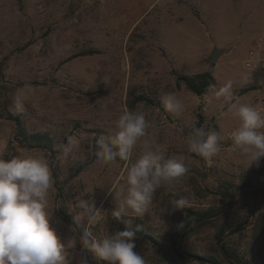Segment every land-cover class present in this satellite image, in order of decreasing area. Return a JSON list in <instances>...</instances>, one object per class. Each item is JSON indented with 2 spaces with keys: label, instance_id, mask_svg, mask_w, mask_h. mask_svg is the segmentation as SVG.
Returning a JSON list of instances; mask_svg holds the SVG:
<instances>
[{
  "label": "rangeland",
  "instance_id": "374dc122",
  "mask_svg": "<svg viewBox=\"0 0 264 264\" xmlns=\"http://www.w3.org/2000/svg\"><path fill=\"white\" fill-rule=\"evenodd\" d=\"M260 39L264 0H0V158L49 160L57 184L50 193L53 223L62 239L76 244V254L85 231L84 221L76 225L73 219L82 212L74 208L79 198L106 212L98 236L127 228L125 221L132 219V227L170 247L176 264H212L178 257L172 236L180 222L189 221V210L212 208L216 216L192 232L182 248L230 264L215 235L239 220L242 228L231 236L228 230L226 242L251 264H264V160L247 164L231 139L239 119L231 113L220 117L228 103L211 95L231 80L234 96L256 106L264 85L250 81L263 83L264 72L246 68L245 61ZM216 51L221 55L212 63ZM205 72L214 76L216 88L202 96L177 78ZM167 93L181 99L182 110H165L161 98ZM18 94L24 97L22 111L15 106ZM125 108L142 113L150 125L133 160L147 147H158L166 156L181 157L189 174L176 189H160L143 216L128 210L117 220L111 212L118 200L109 188L125 162L99 161L96 141L116 130ZM7 114L19 117L29 133H53L56 151L22 144ZM200 126L220 132V151L210 163L186 142L187 133ZM69 136L77 143L65 157L59 146ZM253 171H260L259 178L243 188ZM179 197L189 206L169 214L165 207ZM136 245L148 264H169L144 236ZM86 254L89 264H104Z\"/></svg>",
  "mask_w": 264,
  "mask_h": 264
},
{
  "label": "clouds",
  "instance_id": "9594fccd",
  "mask_svg": "<svg viewBox=\"0 0 264 264\" xmlns=\"http://www.w3.org/2000/svg\"><path fill=\"white\" fill-rule=\"evenodd\" d=\"M215 89V85H209ZM233 82L228 80L211 95L224 98L227 111L239 119V125L231 132L233 146L240 150L249 166L258 165L264 160V110L259 106L241 103L232 91ZM207 97V94H206ZM23 95L15 100L17 110H23ZM165 110L179 112L183 108L181 99L175 93L162 96ZM149 122L145 116L133 110H125L116 121V130L101 135L96 141V157L105 164L124 161V167L114 179L110 193L118 200L111 215L117 220L131 210L137 217L143 216L154 203L162 188L176 189L189 174L183 159L166 156L158 147H147L133 160L138 142L149 135ZM220 132L193 127L187 133L186 142L190 151L208 159L220 151ZM77 141L69 136L67 143L59 146L67 157ZM55 178L49 160L44 156H13L0 158V264H89L87 252L104 264H148L144 255L136 252V234L130 230L132 219H127V230L116 229L98 236L96 229L105 219V211L95 203L77 198L74 223L84 221V237L81 251L76 254L75 243L65 241L54 226V213L50 203V193ZM126 187V194L124 188ZM122 197V198H121ZM189 206L186 197L174 198L165 207L169 214ZM69 249H72L70 252Z\"/></svg>",
  "mask_w": 264,
  "mask_h": 264
},
{
  "label": "trees",
  "instance_id": "16d2710c",
  "mask_svg": "<svg viewBox=\"0 0 264 264\" xmlns=\"http://www.w3.org/2000/svg\"><path fill=\"white\" fill-rule=\"evenodd\" d=\"M178 81L182 82L186 88L194 93L197 96L204 95L208 89L209 85L215 84V78L210 72L199 73L196 75H184L178 74L177 75ZM8 119L13 120L17 124V137L18 140L22 144H26L27 146L31 147H38L48 150L51 153L56 151V140L55 135L51 132H35L29 133L26 128L22 125L21 120L19 117H16L12 114L5 115ZM3 159H11L9 157H4ZM85 167H82L79 172L83 171ZM260 171H253L249 173L243 181V188L251 187L254 183V180L259 178ZM55 186L57 184L55 183ZM227 194V193H226ZM229 196V194H228ZM234 201L233 197L230 198ZM217 211L208 208L204 210H189V221H182L180 222L177 227H175L172 231V236L174 238L173 246H174V253L182 258V259H190V260H199L202 262H210L212 264H219L216 259L213 257H206L201 256L191 251H188L182 248L183 243L186 241L188 236L194 232L197 228L201 226H205L208 224L213 217H215ZM252 214H248L246 218L247 224L250 223V218ZM243 224L240 221H234L230 227L224 225L218 233L215 235L216 243L218 244L221 253L227 259L230 264H251L249 261L243 259L237 252H235L226 242V237L231 236L238 232L242 228ZM127 230V228L122 227L121 231ZM130 230L134 231L136 237L144 236L147 238L152 245L162 254L164 259L169 264H176L175 259L171 253L170 247H168L165 243L157 239L154 235L147 234L144 231H140L137 226L132 227ZM230 230L231 233L227 234V231Z\"/></svg>",
  "mask_w": 264,
  "mask_h": 264
},
{
  "label": "built area",
  "instance_id": "2783aa9c",
  "mask_svg": "<svg viewBox=\"0 0 264 264\" xmlns=\"http://www.w3.org/2000/svg\"><path fill=\"white\" fill-rule=\"evenodd\" d=\"M245 66L254 71L264 72V39L257 41L256 47L249 52L248 59L245 61ZM256 106L264 110V88L262 95L257 99Z\"/></svg>",
  "mask_w": 264,
  "mask_h": 264
},
{
  "label": "water",
  "instance_id": "95a60500",
  "mask_svg": "<svg viewBox=\"0 0 264 264\" xmlns=\"http://www.w3.org/2000/svg\"><path fill=\"white\" fill-rule=\"evenodd\" d=\"M221 55V51H216L213 55V57L211 58V62L212 63H216L218 61V58L220 57Z\"/></svg>",
  "mask_w": 264,
  "mask_h": 264
},
{
  "label": "crops",
  "instance_id": "0c3cea01",
  "mask_svg": "<svg viewBox=\"0 0 264 264\" xmlns=\"http://www.w3.org/2000/svg\"><path fill=\"white\" fill-rule=\"evenodd\" d=\"M263 83H261V82H258L257 80H252V81H250L251 82V84H253V86H255V87H257V86H262V85H264V78H263Z\"/></svg>",
  "mask_w": 264,
  "mask_h": 264
}]
</instances>
